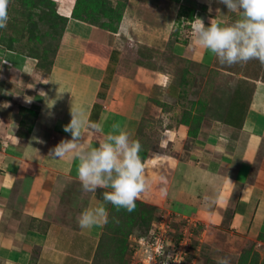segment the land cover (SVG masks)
Listing matches in <instances>:
<instances>
[{"label":"crops","instance_id":"0c3cea01","mask_svg":"<svg viewBox=\"0 0 264 264\" xmlns=\"http://www.w3.org/2000/svg\"><path fill=\"white\" fill-rule=\"evenodd\" d=\"M53 1L69 22L51 72L25 51L0 43V264H93L105 225L81 229L77 219L88 207L110 213L100 190L111 189L84 192L78 161L49 156L62 140L72 139L64 127L73 106L98 125L82 129L89 148L113 132L114 124L134 140L145 133L144 121L149 130L154 118L160 120L161 147L144 164L151 169L162 162L168 177L155 182L145 171L149 187L138 200L209 226L214 247L234 256L232 264H264V66L258 60L220 65L215 54L193 43L199 18L206 26L212 19L224 26L239 16L224 7L208 21L197 12L187 43H176L172 51L207 71L205 85L215 91L209 106L222 113L205 117L208 102L198 111L200 96L190 99L198 84L191 73L199 71L186 76L183 69L181 82L151 58L153 51L167 50L180 4L128 0L112 32L73 18L77 0ZM111 1L116 6L119 0ZM224 75L234 78L230 86L218 84ZM234 87L232 101L218 98L217 92ZM187 111L202 118L193 137L181 121ZM168 146L175 155L165 161ZM225 234L234 238L231 245H224Z\"/></svg>","mask_w":264,"mask_h":264},{"label":"clouds","instance_id":"9594fccd","mask_svg":"<svg viewBox=\"0 0 264 264\" xmlns=\"http://www.w3.org/2000/svg\"><path fill=\"white\" fill-rule=\"evenodd\" d=\"M228 12L239 16L235 22L221 26L212 19L206 26L202 19L193 23V43L215 54L220 65H244L258 60L264 66V0H218ZM11 0H0V29L7 27ZM211 11V9H210ZM219 11V9H217ZM72 119L64 131L71 140H62L49 153L54 159L65 156L78 161V179L84 192L111 189L102 193L103 200L117 211L132 212L136 201L149 187L145 164L140 153L142 145L131 140L126 131L114 124L98 146H85L82 129L86 126L98 130V125L89 124L82 109H71ZM118 133V134H117ZM118 223V219L113 217ZM81 229H91L109 223V213L103 206L88 207L78 216ZM216 264H230L227 256L217 257Z\"/></svg>","mask_w":264,"mask_h":264},{"label":"trees","instance_id":"16d2710c","mask_svg":"<svg viewBox=\"0 0 264 264\" xmlns=\"http://www.w3.org/2000/svg\"><path fill=\"white\" fill-rule=\"evenodd\" d=\"M170 1L181 5L175 22L178 28L172 32L168 44V48L173 51L176 43H187L185 39L182 40L180 37L181 27L184 24L186 30H191L190 24L195 21L196 13L198 12V3L195 0ZM13 2L14 6L16 4L20 7L18 11L20 14L18 16L13 15L12 17L15 21H18L21 26L14 32V36L9 38L0 37V43L9 49H13L26 38L25 31L26 33L30 31L29 33L32 34V41H38V48H48L53 58L49 60L47 54L42 56V54H38V51L35 53L25 52L37 61L38 67L42 71L45 73L51 72L69 18L59 14L57 4L53 0H14ZM127 3L128 0H119L115 6L111 0H77L73 18L112 32H117L123 19ZM189 5H191V7H189ZM203 9H205V7H203ZM8 12L9 15H11L10 8ZM34 16L37 17L36 20H34ZM55 41H57L55 49L50 50L52 49L51 46L55 45ZM151 58L155 59V56H151ZM186 63L191 64L189 61H186ZM184 72L187 76L190 70L188 72V69L184 68ZM182 79L183 81L186 80L185 76L183 77L181 74V79H179V81ZM208 87L209 83L203 92L206 96L202 97L203 93L200 96L198 111L201 110L202 105L205 104L210 97ZM181 121L189 125V134L191 137L197 135L202 118L198 116L193 118L192 112L187 111ZM134 140L139 141V137ZM139 142L142 145V152L140 155L143 162H145L148 157L149 149H145V142ZM103 192V190H100V197L102 199L103 196L101 193ZM108 204L110 206L109 223L105 225L93 264H130L131 259L129 256H132L133 250L129 239L132 235H137L139 237L154 235L153 225L155 222L156 208L137 200L135 210L129 213L124 209L117 211L110 203ZM113 217L118 219L119 222H114ZM139 229L142 230V232L136 234L135 232ZM178 241L179 239L177 242Z\"/></svg>","mask_w":264,"mask_h":264},{"label":"rangeland","instance_id":"374dc122","mask_svg":"<svg viewBox=\"0 0 264 264\" xmlns=\"http://www.w3.org/2000/svg\"><path fill=\"white\" fill-rule=\"evenodd\" d=\"M14 0H11V3L9 5L10 8V13L11 15H9V21L7 24V27L4 29H0V37H6L9 38L11 36H14V32L21 26L18 21H15L14 18L12 17L14 16H18L20 13L18 12L20 7L18 5L15 4L14 6ZM194 1V0H193ZM198 3V13L199 14H204L206 16V19L208 21H210V18L219 16L220 13L222 12L223 8L226 7L225 5L221 4L218 2V0H195ZM193 6V5H192ZM189 7H191V5H189ZM203 7H205V9H203ZM18 8V9H17ZM181 8V7H180ZM211 9V11H210ZM217 9H219V11H217ZM227 10V9H226ZM225 10V11H226ZM180 11V9H179ZM201 14V15H202ZM236 16V13H233ZM34 20H36V16L33 17ZM176 26V25H175ZM178 27L176 26V29ZM182 30V28H181ZM30 31H25L26 34V38L23 39L21 41V43H18L16 45L17 48L27 51V52H36L38 51V54H42V56L44 54H47L49 57V60H51L53 57H51L50 55V51L48 48L43 49L38 48V41L34 40L32 41L31 36L32 34L29 33ZM180 36L182 39L184 38H188V36L190 35V31L186 30L183 32H180ZM57 45V41H55V45L51 46L52 49L50 50H54L55 47ZM26 49V50H25ZM153 53L155 54V60L156 62L159 64L160 67H162V70L165 71L166 73H171L172 75H175V78H177V80L181 79V71L184 68L188 69V72L190 70L193 71L197 70V73L199 71L198 76L195 73H191L192 75V79L188 76V78H190V80L194 81V84L196 85L197 80H198V84L197 86L190 91L191 93V97L190 99L192 101H194V99L198 100L199 96H201V93L204 92L205 90V82H206V76H207V71L201 69L200 65H196V64H188L186 63V61H183L182 59H179L177 57H175L173 55V52L171 49L167 48L166 51H153ZM41 56V57H42ZM56 57V56H55ZM40 59V58H39ZM47 62V61H44ZM44 72V71H43ZM220 76V81H219V85L221 84L222 87H225V85H229L231 83H233V79L234 78H229L227 76ZM219 79V76L216 78V81ZM236 85V84H235ZM235 89V87L230 90H223L222 93H218L217 92V96L218 98H222L223 95V99H231L230 101H232V94H233V90ZM203 91V92H202ZM210 93V97L207 99V111L209 112V109H211V112H207V114H203V116L208 117L211 115H216L217 116V111L220 112V114L222 113V109H218L216 108L215 104L211 107L209 106V100L210 98L215 96V91H212L211 89L209 90ZM240 95H242V91L240 90L238 92ZM184 95V92H183ZM230 97H228V96ZM205 93H203L202 97H205ZM184 99V98H183ZM228 99V100H229ZM200 101V100H199ZM198 101V102H199ZM229 101V102H230ZM211 107V108H210ZM158 112V110H157ZM184 112V110L181 111ZM224 113V112H223ZM156 114V113H155ZM177 119H175L176 121ZM147 121H144L143 123V131L141 132V135L139 136V141L141 142H145V149L148 148V157L152 156L153 151H157L160 149V139L163 135V126L160 125V120L155 119L151 122V124H149L150 129L147 130L148 127H146ZM149 123V122H148ZM147 130V131H146ZM142 133H144V135H142ZM171 147V150L164 152L165 154H163L164 160L167 161V158H169L170 156L175 155V151L172 146H168ZM147 157V158H148ZM147 160V159H146ZM147 162V161H146ZM145 163V162H144ZM165 164H163L162 162H158L153 168H145L146 172L148 173V175L150 173L153 174L152 179L155 180V182H159L163 179H166L168 177V175L165 173L164 169H165ZM102 194V193H101ZM141 201V200H140ZM145 202V201H143ZM146 204L153 206L156 208V216L154 219V225H153V233H156V237L159 235V226L162 223V226H165V220L162 219L161 216H166V218H168L170 220L169 223H166L167 225L170 226V228L167 229V232L164 233V235L168 238L170 244L165 245V247L163 248L162 252L165 254V256L169 255L173 256L174 259H176V256L178 253H180V251H183L186 253V256H184V259L187 260V263L185 264H191L189 262H197V264H216V258L217 257H223V253H218V249L216 247H214V244L216 243L215 238H209L208 235H210L211 233H214V231H209V226H206L205 224H201L199 221L193 219L190 216H186V215H181L178 213H176V211L167 208L165 209L163 206H156L151 202H147ZM163 221V222H162ZM157 227V230L155 229ZM166 227V226H165ZM142 230H138L135 233H141ZM154 235V236H155ZM215 235V234H214ZM135 236L136 239H140L142 237H139L137 235H132L129 239L130 243L133 242L132 237ZM153 236V237H154ZM229 234H225V241H224V245L226 244V242L228 244H232L233 243V239L234 238H229L228 237ZM150 237L152 236H148V238L150 239ZM216 237V235L214 236ZM179 239V241L177 242V240ZM152 240V239H151ZM171 240V241H170ZM218 242V241H217ZM237 242V241H236ZM129 243V244H130ZM180 243V244H179ZM188 244V245H187ZM236 245L238 243H235ZM243 244V243H241ZM149 246V254H155V247L153 246V241L152 242H148L147 246ZM176 249V250H175ZM187 249V250H186ZM153 250V251H152ZM140 252H138V254L136 255V257L134 258V256H129V258L131 259L130 264H141L142 261H145L144 259L147 258L148 253L147 250L144 248L139 250ZM181 255V253H180ZM234 257V256H233ZM233 257H228L230 259V264H232L233 262ZM163 260V259H162Z\"/></svg>","mask_w":264,"mask_h":264},{"label":"built area","instance_id":"2783aa9c","mask_svg":"<svg viewBox=\"0 0 264 264\" xmlns=\"http://www.w3.org/2000/svg\"><path fill=\"white\" fill-rule=\"evenodd\" d=\"M161 217H162V219L165 220L166 223L170 222V220L168 218H166V216H161ZM166 223H165L166 227L162 226V223L160 224V226H159L160 232H159V235L157 237L155 235L156 233H154L155 236L153 235L154 237L152 236V237H150V239L148 237H142L140 239H136L135 236L132 237L133 242H131V248L133 250L132 255L134 256V258L136 257L138 252H140L139 250L144 248V247L148 253L150 245L147 246V244H148V242L153 241V246L155 247V251H156L155 254L152 255V254L148 253L147 258L144 259L145 261H142L141 264H185V263H187V260L184 259V256H186V253L183 251H180L181 255H180V253L177 254L176 259H174L173 256H172V258L169 255L165 256V254L162 252L165 245L170 244L168 238L164 235V233L167 232V229L170 228V226L167 225ZM157 227L158 226H156V228H155L156 230H157ZM167 246H169V245H167Z\"/></svg>","mask_w":264,"mask_h":264}]
</instances>
